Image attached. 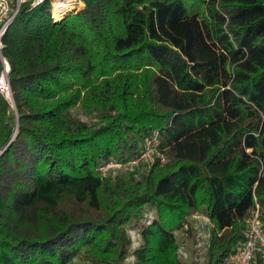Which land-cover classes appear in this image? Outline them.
I'll use <instances>...</instances> for the list:
<instances>
[{"label": "trees", "instance_id": "trees-1", "mask_svg": "<svg viewBox=\"0 0 264 264\" xmlns=\"http://www.w3.org/2000/svg\"><path fill=\"white\" fill-rule=\"evenodd\" d=\"M52 2L22 4L3 39L0 264H123L132 229L133 264H197L176 234L195 214L206 264H228L257 211L264 234V0ZM156 135L165 164L101 176Z\"/></svg>", "mask_w": 264, "mask_h": 264}, {"label": "built area", "instance_id": "built-area-1", "mask_svg": "<svg viewBox=\"0 0 264 264\" xmlns=\"http://www.w3.org/2000/svg\"><path fill=\"white\" fill-rule=\"evenodd\" d=\"M28 1H32L33 7H36L43 3L45 0H0V62L3 67V71L0 76V93L6 97L13 108L14 99L9 81L10 65L3 54V50L5 48L3 39L8 31L9 26L16 19L21 5L27 3ZM57 2L59 3V5H57ZM81 4L82 3L80 2V0H53V15L55 18H57L55 16L56 9H61L68 5H74V9H76ZM159 145L160 142L158 141V135H156L155 138L147 142L140 156L126 162L110 161L107 164L102 165L99 169V172L102 177H110L112 175V172H115L117 170L136 169L141 166V163L143 161H147L149 159L153 161L155 158L159 159L161 164H165L167 162V159L158 151L157 148L159 147ZM145 218L147 220V223L151 224L154 220V215H149L147 213L145 215ZM204 219L206 220V224L210 227L209 219L206 217ZM209 240V229L207 231L198 230L195 247L200 256L199 260L201 261L203 260L202 257L204 255L206 256L207 254ZM256 254L260 255L262 264H264V234L262 233L259 225L258 211L252 215L249 221V229L247 230L243 239L238 243V245L229 255L228 264H253ZM179 256L184 261H188L189 259V255L184 252V248L181 247V245L179 248Z\"/></svg>", "mask_w": 264, "mask_h": 264}, {"label": "rangeland", "instance_id": "rangeland-1", "mask_svg": "<svg viewBox=\"0 0 264 264\" xmlns=\"http://www.w3.org/2000/svg\"><path fill=\"white\" fill-rule=\"evenodd\" d=\"M80 6H79L80 8L84 7L82 6V4ZM70 7L71 9L64 10L63 14L66 15L75 10L74 5H71ZM79 115L81 119L88 121V118L82 112H80ZM151 162L152 161L149 159L147 161H143L139 168L117 170L115 172H112V175L110 177H112L113 179H116L117 177H128V175L131 172L140 174L142 172H145L149 168V165ZM146 213H148L149 215L151 214H153L154 216L156 215L154 210H148L146 211ZM204 218L205 216L202 214H195L188 219V224L185 226L183 230L176 232L178 241L181 247H183L184 252L189 255V259L187 261L189 263L196 262L197 264H206V260H207L206 256L204 255L202 257L203 258L202 261L199 260L200 256L195 247L198 230L207 231L209 229V226L206 224V220ZM129 235L132 240V245L130 248V255L128 256V258L125 260L123 264H133L134 256L132 255V253L137 248V246L141 243V235L138 230H133V229L129 230ZM73 264H90V263H88L82 256H80L75 260Z\"/></svg>", "mask_w": 264, "mask_h": 264}, {"label": "bare ground", "instance_id": "bare-ground-1", "mask_svg": "<svg viewBox=\"0 0 264 264\" xmlns=\"http://www.w3.org/2000/svg\"><path fill=\"white\" fill-rule=\"evenodd\" d=\"M69 1H73V0H69ZM57 5H59L58 2H57ZM66 9H71L70 5L65 6V7L61 8V9H56V10H55V16H56L57 18H62V17H64L65 14H63V11L66 10Z\"/></svg>", "mask_w": 264, "mask_h": 264}, {"label": "water", "instance_id": "water-1", "mask_svg": "<svg viewBox=\"0 0 264 264\" xmlns=\"http://www.w3.org/2000/svg\"><path fill=\"white\" fill-rule=\"evenodd\" d=\"M13 109L15 110V113L18 114L15 104H14V108Z\"/></svg>", "mask_w": 264, "mask_h": 264}]
</instances>
